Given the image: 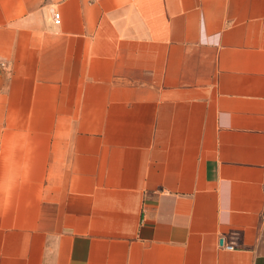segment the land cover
Returning <instances> with one entry per match:
<instances>
[{
    "label": "crops",
    "instance_id": "1",
    "mask_svg": "<svg viewBox=\"0 0 264 264\" xmlns=\"http://www.w3.org/2000/svg\"><path fill=\"white\" fill-rule=\"evenodd\" d=\"M0 264H264V0H0Z\"/></svg>",
    "mask_w": 264,
    "mask_h": 264
},
{
    "label": "built area",
    "instance_id": "2",
    "mask_svg": "<svg viewBox=\"0 0 264 264\" xmlns=\"http://www.w3.org/2000/svg\"><path fill=\"white\" fill-rule=\"evenodd\" d=\"M54 21H55V24L61 23V14L59 12H54ZM227 249L231 250V249H233V247L228 246Z\"/></svg>",
    "mask_w": 264,
    "mask_h": 264
}]
</instances>
